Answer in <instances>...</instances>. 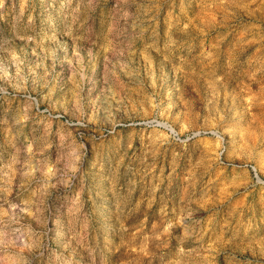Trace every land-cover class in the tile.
<instances>
[{
    "label": "rangeland",
    "instance_id": "1",
    "mask_svg": "<svg viewBox=\"0 0 264 264\" xmlns=\"http://www.w3.org/2000/svg\"><path fill=\"white\" fill-rule=\"evenodd\" d=\"M0 264H264V0H0Z\"/></svg>",
    "mask_w": 264,
    "mask_h": 264
}]
</instances>
